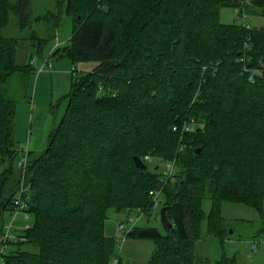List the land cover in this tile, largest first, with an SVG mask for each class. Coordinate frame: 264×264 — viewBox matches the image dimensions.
I'll return each mask as SVG.
<instances>
[{"label":"trees","instance_id":"1","mask_svg":"<svg viewBox=\"0 0 264 264\" xmlns=\"http://www.w3.org/2000/svg\"><path fill=\"white\" fill-rule=\"evenodd\" d=\"M20 1L0 0V264H136L120 255V223L125 239L154 240L145 264H238L197 257L195 242L205 217L208 233H230L223 201L263 202L264 22L246 17L264 18V0H66L73 30L48 56L96 64L75 66L63 111L23 170L14 101L2 86L31 66L16 62L18 38L2 32L9 10L29 0ZM223 6L240 21H221ZM190 118L194 129L182 132ZM145 154L175 158L173 179L163 181L152 159L138 169L134 156ZM21 185L32 220L13 217L19 226L4 240ZM157 187L171 222L162 229L149 223ZM109 208L124 212L118 236L105 232Z\"/></svg>","mask_w":264,"mask_h":264},{"label":"rangeland","instance_id":"2","mask_svg":"<svg viewBox=\"0 0 264 264\" xmlns=\"http://www.w3.org/2000/svg\"><path fill=\"white\" fill-rule=\"evenodd\" d=\"M10 1L12 4H18L17 6L20 4L21 6L20 0ZM22 6L23 7H20L22 12L16 8L9 10L8 21L2 28V32L5 35L18 38L16 62L19 64L28 63L30 59L32 60L38 53L45 52L47 48H49L53 42L58 41V39L59 41L67 39L74 25L72 16L66 11V0H29L27 3L22 4ZM235 13L236 11L233 6H223L220 9V20L223 22H231L233 20L240 21V19L235 17ZM21 14L25 16L27 21V24L22 28L19 24ZM246 19L255 25H261L264 22L262 16L255 14L251 15L247 13ZM32 34H34V36H32ZM33 40H41L39 50H36L38 47L36 44H33ZM30 55H32V58ZM94 64H96L95 61L84 60L75 63V66L77 67V71H79L90 69ZM19 79L20 78L17 77V80ZM5 81L2 85L3 90H5L12 81L13 84L11 86L10 96L12 99L14 97H19L23 88L22 83H20L21 80L16 82L12 77L10 81ZM15 83L17 85L16 87L14 86ZM19 83L21 85H19ZM69 88L70 84L68 86V89ZM58 99H54L51 104L47 105L49 114L52 116L55 115V121L58 120L61 115L65 104L63 97ZM53 125L54 124H52L51 128ZM45 143H47V141ZM45 145L46 144H44L42 149ZM24 151L25 150L20 149L18 157H20ZM162 159L163 158L154 157L150 162L156 163L157 170H164ZM170 159L175 160V158ZM165 160L168 159L165 158ZM149 165L150 164H148V166ZM159 205L156 208H153L151 205L154 211L150 214L152 220H150L149 223L157 224L159 228L162 229V227H160V217L155 214V211L160 209ZM209 205L210 199L205 197L202 201V206L205 211H208ZM123 213L117 212L113 208L108 209V217L105 221L106 233L119 235L116 225L117 221L123 218ZM24 215L23 211L16 212L14 214L15 221L29 222L32 220L31 215L27 218H25ZM221 215L224 223L230 228H233V232H230L221 239L218 235L208 233L207 218H202L200 237L195 242V255L201 258L215 259L222 254H226L228 256H233L238 264H264V233L259 230V227L262 228L264 225L262 223L264 218V198L261 207H256L241 201L225 200L221 205ZM11 217L12 215L6 216L5 223L10 222ZM138 221L141 222V218ZM12 225L13 227L19 226H16L15 222ZM260 237L262 238L261 242L257 245L256 249L252 250L249 246V240L259 239ZM154 245L155 243L152 239L127 238L122 242L119 252L124 260H130L136 264H145ZM114 262L113 260V263Z\"/></svg>","mask_w":264,"mask_h":264},{"label":"crops","instance_id":"3","mask_svg":"<svg viewBox=\"0 0 264 264\" xmlns=\"http://www.w3.org/2000/svg\"><path fill=\"white\" fill-rule=\"evenodd\" d=\"M58 41L53 42L45 52L35 55L26 71L22 74L12 73L5 81L8 82L13 77L16 82L21 80L23 85L22 93L19 97H14L15 100L10 96L12 81L5 92L14 101V136L17 145L26 152H38L46 144L47 134L56 119L55 115L49 114L47 105L54 99L63 97L71 83L75 68L73 61L67 57L48 56ZM17 77L20 79L17 80ZM14 86H17L16 83Z\"/></svg>","mask_w":264,"mask_h":264},{"label":"built area","instance_id":"4","mask_svg":"<svg viewBox=\"0 0 264 264\" xmlns=\"http://www.w3.org/2000/svg\"><path fill=\"white\" fill-rule=\"evenodd\" d=\"M247 2H248V0H247ZM173 128H178V127H177V125H174ZM180 128H181L182 132L193 130L194 129L193 119L190 118V119L183 120ZM26 154H27L26 151H24L23 154L20 157H18V159L16 161V165L18 167H20L22 170L24 169V167L26 165V161H27V155ZM142 159L144 161L145 160H150L151 156L149 154H145ZM163 165H164L163 172H164L165 176H164V178H162V180L165 181L168 177L173 179L175 171H176L175 170V160L174 159L163 160ZM21 180H23V177H22ZM161 187L152 188V189L149 190V195H150V198H151V203H152L153 208H156L159 204H160L159 206L162 205L163 197L161 195ZM23 189H24V187H23V185H21L19 190H18V193L16 194V196L14 198L15 207H14V210H13V214H12L13 216L11 217V221L4 224V231H3V234H2V238L4 240H6L7 237H8L9 230L11 229V226H12L14 214L16 212H18V211H22L24 206H25V202H24L23 198L21 197ZM129 218L131 219V221L134 222L137 219V216H134V217L130 216ZM118 229L122 233L119 236V238H118V249H120L121 245H122V242L126 238V231L129 229V227L125 226V224H123V223H120L118 225ZM261 240H262L261 237L259 239H251V240H249L250 248L252 250L256 249L257 245L261 242ZM115 260L116 259H114V261Z\"/></svg>","mask_w":264,"mask_h":264},{"label":"water","instance_id":"5","mask_svg":"<svg viewBox=\"0 0 264 264\" xmlns=\"http://www.w3.org/2000/svg\"><path fill=\"white\" fill-rule=\"evenodd\" d=\"M197 150H199V149L197 148ZM134 162H135L136 167L138 169H144L147 167V163L138 155L134 156ZM167 203H168L167 199L163 200L162 205L159 209V217H160V221H161L163 227H167V226L171 225V222L168 220L167 215H166ZM231 231H232V228H229V232H231Z\"/></svg>","mask_w":264,"mask_h":264}]
</instances>
